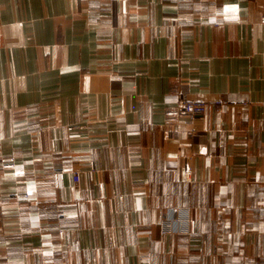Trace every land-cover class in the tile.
<instances>
[{
	"label": "crops",
	"instance_id": "1",
	"mask_svg": "<svg viewBox=\"0 0 264 264\" xmlns=\"http://www.w3.org/2000/svg\"><path fill=\"white\" fill-rule=\"evenodd\" d=\"M0 264H264V0H0Z\"/></svg>",
	"mask_w": 264,
	"mask_h": 264
},
{
	"label": "built area",
	"instance_id": "2",
	"mask_svg": "<svg viewBox=\"0 0 264 264\" xmlns=\"http://www.w3.org/2000/svg\"><path fill=\"white\" fill-rule=\"evenodd\" d=\"M217 108H221L224 104L222 100H218L216 103ZM208 103L204 100H193L187 93H182L178 98V107L182 114L188 117H197L204 115L208 108ZM76 181H79L77 173L74 174Z\"/></svg>",
	"mask_w": 264,
	"mask_h": 264
}]
</instances>
